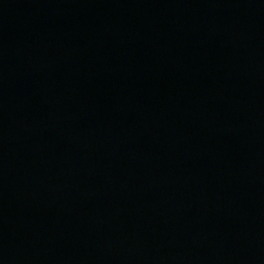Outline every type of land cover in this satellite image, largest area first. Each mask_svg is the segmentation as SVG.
Masks as SVG:
<instances>
[{
	"label": "water",
	"instance_id": "obj_1",
	"mask_svg": "<svg viewBox=\"0 0 264 264\" xmlns=\"http://www.w3.org/2000/svg\"><path fill=\"white\" fill-rule=\"evenodd\" d=\"M0 264H264V0H0Z\"/></svg>",
	"mask_w": 264,
	"mask_h": 264
}]
</instances>
